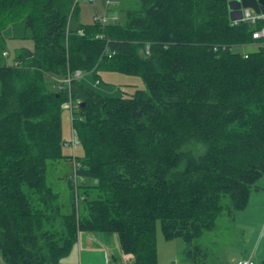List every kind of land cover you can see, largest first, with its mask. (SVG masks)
I'll return each mask as SVG.
<instances>
[{
    "label": "trees",
    "instance_id": "16d2710c",
    "mask_svg": "<svg viewBox=\"0 0 264 264\" xmlns=\"http://www.w3.org/2000/svg\"><path fill=\"white\" fill-rule=\"evenodd\" d=\"M76 6L0 0V37L23 21L33 42L0 66L2 263L63 264L86 232L116 235L131 264H157V222L196 260L192 241L244 210L264 175V40L252 38L264 19L231 22L228 0H141L124 23L83 25ZM77 71L139 76L145 90L53 88ZM68 103L80 155L62 136ZM73 160L63 203L47 173Z\"/></svg>",
    "mask_w": 264,
    "mask_h": 264
},
{
    "label": "rangeland",
    "instance_id": "374dc122",
    "mask_svg": "<svg viewBox=\"0 0 264 264\" xmlns=\"http://www.w3.org/2000/svg\"><path fill=\"white\" fill-rule=\"evenodd\" d=\"M140 1L95 0L92 3L87 0H77L75 19L79 24L89 25L95 22L94 17L98 15L101 18L105 17L107 23H124L128 12L139 10ZM32 48L33 42L23 21L8 26L0 37V66L12 65L18 54ZM255 49V46L249 45L237 48V51L248 53ZM97 74L98 81H95L92 74L85 73L77 80L100 95L112 98H129L135 91L145 90V85L139 76L111 71ZM55 85L53 88L56 90L57 85ZM70 116L68 105H64L61 112V128L66 142L74 141ZM73 144L75 152L80 155L79 145L76 141ZM63 150L66 154H72L70 147L64 146ZM72 176H74L72 161H61L48 169V185L60 193V200L63 203H66L68 194L66 179ZM155 240L157 264H237L249 259L253 264H260L264 260V175L254 184L244 210L236 212L231 217L224 215L219 217L212 230L192 241L193 245L199 246L203 251L196 260H190L185 256V243L181 239L171 241L163 239L159 222L156 223ZM0 264H3L1 256Z\"/></svg>",
    "mask_w": 264,
    "mask_h": 264
},
{
    "label": "crops",
    "instance_id": "0c3cea01",
    "mask_svg": "<svg viewBox=\"0 0 264 264\" xmlns=\"http://www.w3.org/2000/svg\"><path fill=\"white\" fill-rule=\"evenodd\" d=\"M63 264H131V257L120 251L116 235L81 232Z\"/></svg>",
    "mask_w": 264,
    "mask_h": 264
},
{
    "label": "water",
    "instance_id": "95a60500",
    "mask_svg": "<svg viewBox=\"0 0 264 264\" xmlns=\"http://www.w3.org/2000/svg\"><path fill=\"white\" fill-rule=\"evenodd\" d=\"M228 10L230 21L236 23L250 13L264 15V0H228Z\"/></svg>",
    "mask_w": 264,
    "mask_h": 264
},
{
    "label": "built area",
    "instance_id": "2783aa9c",
    "mask_svg": "<svg viewBox=\"0 0 264 264\" xmlns=\"http://www.w3.org/2000/svg\"><path fill=\"white\" fill-rule=\"evenodd\" d=\"M87 1L94 3L95 0H87ZM245 18H246L247 20H250L252 23H254L256 20L264 19V15L256 16V15H251V14H249V15L246 16ZM94 21H95V22H98V23H100V24H102V25H104V24H106L107 19H106L105 17L101 18V17H99V16L97 15L96 17H94ZM79 34L82 35V33H79ZM252 38H253V39H256V40H259V39L264 40V27H263L262 29L256 31L255 33H253V34H252ZM96 39H97V37H96ZM79 76H80V72L77 71V72L75 73V77H79ZM69 83H70V79H69V77L67 76V77L63 78V79L60 81V83L57 85L56 88H57V89H61V88H63L65 85H68ZM67 105H68V107L71 109V105H70L69 103H68ZM67 105H66V106H67ZM74 106L76 107L77 105L75 104ZM77 167H78V165H77ZM239 264H253V262L251 261V259H249V260L244 261V262H241V263H239Z\"/></svg>",
    "mask_w": 264,
    "mask_h": 264
},
{
    "label": "bare ground",
    "instance_id": "6f19581e",
    "mask_svg": "<svg viewBox=\"0 0 264 264\" xmlns=\"http://www.w3.org/2000/svg\"><path fill=\"white\" fill-rule=\"evenodd\" d=\"M79 33H80V32H79ZM101 37H102V36H97V38H101ZM146 50H148V47L146 48ZM80 76H81V73H80ZM80 76H79V77H80ZM68 77H69V79H70V83H69L68 85H65L63 88L58 89V90H62V89H64V88H66V87L69 88V87H70V84H71V82H72V80L75 79V78H78V77H75V75H73V76L68 75ZM73 143H74V142H73ZM73 143H72V146L74 145ZM74 161H75V160H73L72 162L74 163ZM75 163H76V162H75ZM78 166H79V164H78Z\"/></svg>",
    "mask_w": 264,
    "mask_h": 264
}]
</instances>
